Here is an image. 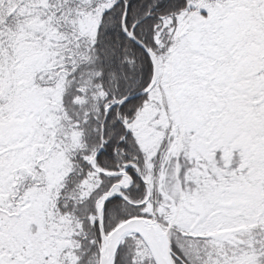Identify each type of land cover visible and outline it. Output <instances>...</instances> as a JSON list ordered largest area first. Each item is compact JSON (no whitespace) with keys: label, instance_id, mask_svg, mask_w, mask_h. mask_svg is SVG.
<instances>
[{"label":"snow or ice","instance_id":"1","mask_svg":"<svg viewBox=\"0 0 264 264\" xmlns=\"http://www.w3.org/2000/svg\"><path fill=\"white\" fill-rule=\"evenodd\" d=\"M0 264H264V0H0Z\"/></svg>","mask_w":264,"mask_h":264}]
</instances>
